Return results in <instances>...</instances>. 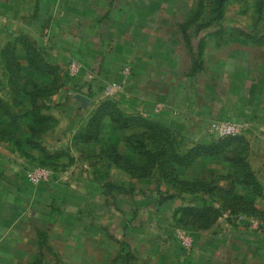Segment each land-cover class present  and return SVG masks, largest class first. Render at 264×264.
Here are the masks:
<instances>
[{"label": "rangeland", "instance_id": "1", "mask_svg": "<svg viewBox=\"0 0 264 264\" xmlns=\"http://www.w3.org/2000/svg\"><path fill=\"white\" fill-rule=\"evenodd\" d=\"M101 2L4 0L0 6V95L14 96L9 88H2L7 86L2 52L21 28H14L11 20L16 6L39 7L42 24L34 42L60 68L55 78L27 70L28 79L49 92L43 100L46 113L55 120L51 130L33 134L29 118L15 123L0 112V264H264V200L247 197V205L223 208L219 198L205 195L194 204L192 196L176 194L165 182L134 176L120 163L113 164L110 173L105 161L112 165L114 149L119 150L132 133L119 130L109 118L98 127L94 140L74 139L102 102L120 103L121 89L112 96L104 93L119 79L115 68L105 73L103 57L110 51L118 56L129 49L134 52L155 36L166 38L162 52L177 50L182 73L175 79L180 87L191 84L210 95L214 86L220 90L225 86L224 91L237 100L232 103H247L264 121V0H226L220 18H215L217 0H115L113 9L119 10L101 25L100 36L91 39L82 25L94 23L82 15ZM64 15L66 20L79 18L78 25L60 22L58 17L63 20ZM19 57L27 67L21 47ZM78 95L89 99L87 107L83 113L74 111L71 118L76 120L68 122V107L81 104ZM15 104L11 111L28 109L27 97L21 96ZM215 122L226 119L210 121L209 128ZM56 127L57 135H52ZM69 130L76 131L71 143L58 139ZM12 138L21 139L25 154L16 150ZM178 143L181 147L182 141ZM60 152L66 155L57 156ZM218 161L204 160L185 171L183 178L206 176L211 182L215 174L227 175L228 164ZM33 169L48 171L49 179L31 183L27 173ZM110 178L130 184L135 192H111ZM160 184L165 193L176 195L164 205L156 202ZM227 185L226 180L218 181L220 187ZM105 196L116 199L108 198L105 205ZM191 205L209 206L218 213L210 209V217L191 226L179 221L180 209ZM253 209L263 214L254 216Z\"/></svg>", "mask_w": 264, "mask_h": 264}, {"label": "trees", "instance_id": "2", "mask_svg": "<svg viewBox=\"0 0 264 264\" xmlns=\"http://www.w3.org/2000/svg\"><path fill=\"white\" fill-rule=\"evenodd\" d=\"M226 0H217L215 18H220L223 14ZM19 47L24 52V59L27 63L25 67L19 57ZM5 60L4 73L6 75V87L14 93H5L0 95V112L2 116L9 118L11 122L17 123L23 115H31L35 125L29 126L33 134L45 133L51 130L55 122L51 115L44 111L48 105L43 101L48 95V90L43 88L31 79H28L27 70L32 69L41 77L55 78L59 76L60 68L47 61L45 56L39 51L35 42L27 35L21 34L10 42L3 50ZM21 84L23 86H21ZM21 96L27 97L29 109L22 115L14 113L10 106L16 105L15 102ZM13 97L15 99L13 100ZM105 118L110 121L119 130H138L126 140L132 146L143 162L142 166H137L131 160L120 156L114 149V155L110 158L112 164H119L130 170L131 174L140 178L156 177L158 182H165L167 186L174 190L178 195L192 196L193 202L200 203L202 197L209 195L217 197L222 201L221 207L233 208L235 206L247 205L245 199L248 197L255 200H264V189L259 183L249 161L250 146L249 142L243 137H228L213 141L208 145H196L188 152L181 150L177 138L168 128H165L158 122L151 121L140 115L126 116L113 101L106 100L102 102L89 120L87 128L76 138L84 141H90L96 138V130L103 123ZM37 136V135H36ZM13 144L23 153L20 146L21 139L14 140ZM32 140H30L31 142ZM35 141V139H33ZM39 146L44 154L48 155L45 147ZM111 148V147H110ZM113 148V147H112ZM57 156L66 155L58 153ZM221 159L227 165V175L221 174L214 176L209 182L206 176L194 177L193 179L183 178V173L190 168H194L204 159ZM219 180H226V187L218 186ZM111 192L118 194L131 195L133 188H125L114 183L107 184ZM161 200L159 204L173 199L175 194L165 195L160 193ZM210 209L213 213L218 210L209 206L197 207V205L186 206L180 209V219L182 223L198 226L210 217ZM222 209V208H221ZM243 210V209H242ZM255 215L263 214L260 211H252ZM218 217V216H216ZM209 226V225H208Z\"/></svg>", "mask_w": 264, "mask_h": 264}, {"label": "crops", "instance_id": "3", "mask_svg": "<svg viewBox=\"0 0 264 264\" xmlns=\"http://www.w3.org/2000/svg\"><path fill=\"white\" fill-rule=\"evenodd\" d=\"M3 2L4 0H0V6ZM102 2V4H99L98 6L91 7L93 8L92 10L90 9L88 13L82 15L85 20L87 19L94 23L93 26H91V22L82 25L85 27V31L89 34V38L91 39L93 36H100L99 30L101 25L106 23V20L111 17V14L115 15V11L119 10H116L115 8L113 9L115 0H102ZM7 9L8 8H6V10ZM120 9L124 8L121 7ZM12 12L13 15L11 16V20L15 22L14 28L21 27L16 30V32H18L17 34H15L17 35L16 37L21 34H25L34 41V36L37 33H40V24H42L40 22L42 16L39 15V12H41V10H39V7L37 9L36 7L34 8L30 6L28 8H20L19 6H16L12 10ZM22 12H24L25 15H22ZM5 14L7 15L8 13L5 12ZM99 16L100 19H98ZM62 18L63 20L61 19V17H58V20H60V22H74L73 26L77 22H79V18L75 19L73 17L72 21L71 18L66 20L67 17L65 15ZM85 20L84 22H86ZM90 27H93V29L91 30ZM34 32L35 34H33ZM62 37H65L63 33ZM165 40L166 38L163 36H155L153 42L139 44L135 48L134 52L129 49L126 51V53H122L120 56H118L117 54H114L110 51L108 52V57H103V66L105 69V73H108L110 68H115L114 76H116L119 81H121V83L119 81H114L118 85H120L121 89L120 103L119 105H117L118 108L126 116L140 115L146 119L160 123L165 128H168L173 132L178 141H182L181 148L186 146V149L184 150L185 152H188L196 145H208L213 141L219 140V137L215 134L212 128H209L210 121L226 119V122H232L240 126L242 129V133L237 136H241L249 142L250 156L248 157V161L254 173L256 174L259 183L264 189V148H262V146H264V121H260V119L258 118L259 114L256 115V110L254 109V107H250V105H248L247 103H232L233 100H236V98H232L230 94H227V91H224L225 86L224 88H222V90H220L218 87L216 89V86H214L211 92H209L210 95L208 94L207 89L196 91L194 90V86L191 84L186 86V89L180 87L175 79L177 78V76H180L179 73H182L179 69V56L177 54V50L174 47L168 48V51L165 53L162 52V43L167 44V42H164ZM91 43L93 44V46L95 45V42L93 43L91 41ZM102 43L105 45L106 41L103 40ZM7 45H5V48ZM2 61V70L4 71V57ZM20 61L22 63V60ZM47 61L51 63L48 59ZM29 70L38 75L32 69ZM100 71L101 69H98V72ZM234 97H236V95ZM228 102L231 104H229ZM27 107L29 109V103L27 104ZM72 107L73 109L71 110ZM72 107H68L69 116H66V119L68 122L74 123L73 120H76V118H71L74 114V111L76 112V110H78L83 113L85 112V110L83 109L87 107V105L77 103V105L75 104V106ZM93 108V110H95L96 107L94 106ZM28 109H26L23 113H19V115H23ZM90 110L88 112H90V114L92 115L93 112L95 113L97 108L95 111H92V113ZM46 111L47 110H45L44 113L48 114L46 113ZM15 112L16 107L14 113ZM261 112L264 113V109H262ZM237 116H240L243 119H240L239 117L237 118ZM28 118L30 119V123L28 124L30 126L35 125L30 114L27 116L23 115V117L18 121L24 119L28 120ZM70 119L71 121H69ZM232 119L234 120L232 121ZM88 123L89 121H86L87 125L85 126V128H87ZM60 127H62L61 124ZM123 131H130L132 133L128 137L132 136L134 132H138V130ZM57 132L58 129L56 127L53 130L52 135H57ZM75 133L76 131L69 130L68 133H65L66 136L62 135L60 138H57L59 140H68L71 143V139L73 138ZM76 137L77 135L74 136V139H76ZM50 138H52V136ZM126 139L125 141L127 144L123 141L121 142L120 148L119 150H117L118 154L126 158L127 160H131L137 166H142L143 162L139 158L137 151L128 144ZM14 140H17V138H15ZM36 140H38V137L36 138ZM14 147L16 148V150H18L17 146L14 145ZM22 149V154H25V151H27L25 146H23ZM88 154H90L89 150ZM99 154L102 155L103 151L101 150ZM204 160L210 159L208 158ZM219 160L220 161L218 162H223V160ZM105 162L107 164L109 172L113 173V164L110 165L109 162ZM200 163L194 168H190L189 170L197 168L199 165H201ZM149 179L157 180L156 177H151ZM107 182L114 183L127 189L133 188L132 186H130V184L127 185L126 182L124 183L122 181L118 182L113 178L108 179ZM162 184H160L157 188V191H155L157 195V201H155L157 202V204H159L161 200L160 193L164 195L166 194L161 189ZM103 198V203L105 205H108V198L112 201L111 198L115 200L116 196H105ZM168 201L164 202L163 205ZM109 203L111 204L110 201ZM120 210H123V208L121 207Z\"/></svg>", "mask_w": 264, "mask_h": 264}, {"label": "built area", "instance_id": "4", "mask_svg": "<svg viewBox=\"0 0 264 264\" xmlns=\"http://www.w3.org/2000/svg\"><path fill=\"white\" fill-rule=\"evenodd\" d=\"M73 71L76 72L77 67L73 65ZM120 90V86L117 83H112L104 90L106 96L115 95ZM212 130L219 138H228L237 136L241 133L242 129L236 124L227 122H215L211 126ZM27 179L31 183L45 182L49 179V172L42 169H33L27 173ZM184 243L187 244L188 239H184Z\"/></svg>", "mask_w": 264, "mask_h": 264}, {"label": "water", "instance_id": "5", "mask_svg": "<svg viewBox=\"0 0 264 264\" xmlns=\"http://www.w3.org/2000/svg\"><path fill=\"white\" fill-rule=\"evenodd\" d=\"M76 98H77V100H79L83 105H86L87 102H88V100H89V99H87L86 97H82V96H79V95H78Z\"/></svg>", "mask_w": 264, "mask_h": 264}]
</instances>
